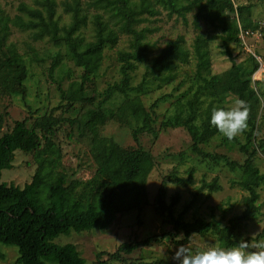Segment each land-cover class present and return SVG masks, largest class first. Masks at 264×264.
I'll return each mask as SVG.
<instances>
[{"label": "trees", "instance_id": "1", "mask_svg": "<svg viewBox=\"0 0 264 264\" xmlns=\"http://www.w3.org/2000/svg\"><path fill=\"white\" fill-rule=\"evenodd\" d=\"M61 4L70 17L68 23H60L56 0L21 1L13 16L0 8V95H26L27 65L15 44L8 41L11 27L30 31L35 40L47 39L61 47L64 57L81 69L79 80L71 81L65 89L58 88L60 103L56 108L32 120H17L9 131L0 134V176L2 169L12 166L17 149L31 152L35 163L31 180L23 187L0 183V243L17 247L15 261L18 264H84V258L73 243L60 245L54 239L71 231L92 228L104 231L119 215L133 209L141 213L149 205L146 185L155 165L154 156L141 145L124 147L101 134L100 127L113 120L129 127L136 142L142 134L157 138L161 128H184L190 136L192 152L213 162L223 161L231 170L241 168L240 178L233 183L246 191L242 198L244 208L229 219L228 225L220 226L215 218L205 220L197 216L185 220L182 213L175 214L178 194H173L169 202L165 200L168 185L165 179L152 202L163 222L183 232L177 244L187 243L193 233L206 235L211 232L223 247L235 246L239 242L235 238L239 224L254 220L259 213L258 188L264 183V173L253 158L256 149L248 150L255 140L260 97H264V89L258 91L252 78L261 60L255 53H249L243 60L236 61L230 49V43L245 46L238 35L241 28L255 29L258 25L251 20L249 5L235 4L234 0H62ZM91 8L96 12L90 13ZM160 9L165 10L167 16L175 15L184 21L186 15L192 13V23L199 31L192 40L191 49L185 46L184 38L178 36L149 59L147 30L137 27L147 17L159 14ZM201 23L218 33L201 30ZM89 24L92 26L91 39L82 33ZM120 34L129 36V45L128 49L117 52L118 78L93 97L86 92V85L97 75L105 49L115 46ZM263 34L264 30L261 36ZM216 38L220 39L222 53L231 62L219 73L212 71L210 56V43ZM190 60L194 63L187 74L189 84L170 102L160 128H156L154 108L157 101L173 95L164 94L149 108L144 105L142 96L175 82L181 68ZM59 61L57 58L51 70ZM142 63L144 71L134 84L132 73ZM183 81L177 85H182ZM229 96L243 99L248 108L247 127L242 131L246 143L239 148L246 153L242 163L201 148V144L220 134L209 123L211 110L226 108ZM117 97L119 100L115 104ZM87 104L89 106L81 110ZM60 105L72 113L70 123L88 136L89 152L95 163L89 182L82 183L63 170L62 150L53 137L64 122V118L53 115ZM257 145L262 147V141H257ZM167 177L176 186H187L193 182V169L187 171L186 177L174 172ZM213 181L206 187L220 189ZM160 239L147 236L122 242L110 257L119 259L121 252L129 254L140 245ZM0 257L3 258L2 253Z\"/></svg>", "mask_w": 264, "mask_h": 264}, {"label": "rangeland", "instance_id": "2", "mask_svg": "<svg viewBox=\"0 0 264 264\" xmlns=\"http://www.w3.org/2000/svg\"><path fill=\"white\" fill-rule=\"evenodd\" d=\"M29 3L30 0H0L2 8L10 16L17 13V6L21 2ZM56 12L60 18V23H68L70 17L64 13L62 0H56ZM235 4L249 5L250 17L258 25L264 24V0H234ZM96 10L91 8L90 13ZM192 13L186 15L184 21L175 15L167 16L166 11L160 9V13L155 16L147 17L140 23L138 30L145 28L146 42L149 49L148 58L154 57L159 53L165 44L182 36L184 44L191 49V43L198 33L192 23ZM203 31L210 34H216L212 27H207L201 23ZM92 26L89 24L82 29V33L87 39H91ZM13 42L24 57L27 65V77L25 79L26 95L11 96L0 95V115L2 124L0 134L9 131L14 122L22 119H31L35 116L49 113L60 103L58 88L65 89L71 81L79 80L81 69L74 66L63 55V49L54 45L47 39L35 40L30 31H22L11 27V34L8 38ZM129 36L120 34L117 44L105 49L104 57L97 75L87 83L86 92L97 97L108 83L118 78L117 52L122 49H128ZM220 39H213L210 43V56L212 62V71L215 73L227 69L231 62L222 53ZM230 49L236 58V61L243 60L247 54L255 53L261 60L259 69L253 74L254 87L258 91L264 89V34L262 37L246 38L245 46L230 43ZM60 61L56 67H51ZM194 61L181 68L180 75L175 82L163 86L161 89L151 91L142 96L144 105L149 106L156 102L164 94L173 96L167 100L157 101L154 108V126L160 128V122L163 115L170 108V102L175 96L189 84L187 74L193 68ZM144 71V64L138 65L133 74V83H137ZM180 80H184L182 85H177ZM261 104L259 105L253 145L248 146V150L256 149L253 156L254 162L260 172L264 173V97L261 95ZM119 97L114 99L118 103ZM235 98L228 97L225 107H231ZM89 105H83L81 110H85ZM53 115L64 118V122L55 132L54 141L59 144L62 150L63 170L72 178L78 179L82 183L89 182L95 171V163L89 152V139L87 134L81 133L76 124L70 123L72 113L67 111L63 105L54 109ZM70 119V120H69ZM130 128L119 124L116 121H107L100 127L103 135L109 136L124 147L143 146L149 150L155 159V165L151 170L146 189L148 192L149 205H146L141 213L133 209L119 215L115 222L106 230L102 231L92 228L83 231H71L69 234H60L54 239L57 244L73 243L81 256L84 258V264H177L173 259V253L179 245H189L194 250L206 249L209 247H223L220 245L217 237L211 232L206 235L193 233L185 244H177L176 241L183 238L181 230H175L171 224L165 223L156 214L152 202L157 193L159 185L163 179L167 182L166 198L169 202L173 194H178V201L174 206V213H182L185 220H192L194 217H202L205 220L215 218L220 226L228 225L229 219L240 214L244 208L242 198L246 191L240 188L233 180L240 178L242 170L236 167L231 170L223 161L213 162L202 158L191 151V139L184 128H161L157 138L149 134L139 136L136 142L131 136ZM257 141H262L263 146L259 147ZM244 133L241 132L233 139L229 140L221 133L213 136L201 148L212 154L226 155L230 160L242 163L246 153L239 148L245 144ZM193 169V182L187 186H176L169 181L167 177L170 172L179 176L186 177L187 171ZM35 170V163L31 152L15 150L10 168L1 170L0 183L18 185L23 187L25 183L31 180ZM220 186V189L210 190L206 185L214 182ZM203 186L199 188L201 185ZM197 195H195V193ZM259 213L254 220L243 221L235 231V238L238 241L246 240L249 244H254L260 239H264V183L258 188ZM187 205V206H186ZM163 235V237H161ZM147 236H156L161 238L159 242H152L149 245H140L131 253H120L119 259H113L110 254L115 252L118 245L122 242L141 240ZM254 250V249H249ZM0 264H18L15 259L18 256L17 247L0 243ZM47 264H55L47 262Z\"/></svg>", "mask_w": 264, "mask_h": 264}, {"label": "clouds", "instance_id": "3", "mask_svg": "<svg viewBox=\"0 0 264 264\" xmlns=\"http://www.w3.org/2000/svg\"><path fill=\"white\" fill-rule=\"evenodd\" d=\"M247 120L246 102L237 98L231 107H214L209 123L231 140L247 127ZM173 259L177 264H264V239L254 244L242 240L235 246L195 250L189 245H179L173 253Z\"/></svg>", "mask_w": 264, "mask_h": 264}, {"label": "built area", "instance_id": "4", "mask_svg": "<svg viewBox=\"0 0 264 264\" xmlns=\"http://www.w3.org/2000/svg\"><path fill=\"white\" fill-rule=\"evenodd\" d=\"M264 30V24L259 25L258 27H256L255 29H240L239 30V37L242 39L243 43L245 44V39L246 38H260L262 37V31Z\"/></svg>", "mask_w": 264, "mask_h": 264}]
</instances>
